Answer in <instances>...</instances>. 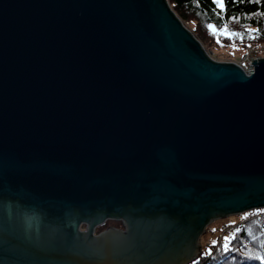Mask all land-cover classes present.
<instances>
[{
    "label": "water",
    "instance_id": "1",
    "mask_svg": "<svg viewBox=\"0 0 264 264\" xmlns=\"http://www.w3.org/2000/svg\"><path fill=\"white\" fill-rule=\"evenodd\" d=\"M252 63L167 0H0V264H190L209 223L263 209ZM108 215L126 230L96 235Z\"/></svg>",
    "mask_w": 264,
    "mask_h": 264
},
{
    "label": "trees",
    "instance_id": "2",
    "mask_svg": "<svg viewBox=\"0 0 264 264\" xmlns=\"http://www.w3.org/2000/svg\"><path fill=\"white\" fill-rule=\"evenodd\" d=\"M167 2L177 17L200 41L206 52L212 54L216 61L234 62L235 59L239 61L251 51L258 53L259 46L264 47V16L253 15V12H264L262 5L224 0L225 8L221 11L212 0H167ZM209 25H214L220 30L227 25L229 32L242 33L243 37L228 38L219 31L213 34ZM257 29L258 35L252 31V35H256L257 38H250L249 30ZM234 49L240 50L241 56H235ZM243 215L245 223L241 224L242 226L239 223L242 219L231 224L225 229L220 242L211 245V251L203 250L194 261L197 264H262L255 257H264V212L252 210ZM110 222L117 227L121 226L120 222ZM111 223L102 226L101 230ZM225 236L229 237L228 251L224 250ZM194 261L190 264H194Z\"/></svg>",
    "mask_w": 264,
    "mask_h": 264
},
{
    "label": "rangeland",
    "instance_id": "3",
    "mask_svg": "<svg viewBox=\"0 0 264 264\" xmlns=\"http://www.w3.org/2000/svg\"><path fill=\"white\" fill-rule=\"evenodd\" d=\"M234 55L236 56H241V51L238 50V49H234L233 51ZM257 56L259 57H262L264 58V52H261V53H255ZM209 55V54H208ZM209 56H211V58L213 57L212 54H210ZM215 57H213L212 59H214ZM223 59H227V58H224ZM241 59L239 61H237V59H235V63H240ZM218 62H231L229 60H226V61H218ZM232 61V63H234ZM253 62V61H252ZM237 63V64H238ZM248 64H250L248 62ZM246 67H248L246 65ZM244 215L243 214H237V215H229L225 218H217L215 219L214 221H212L211 223L208 224V226L206 227V230L204 233H202L200 235V237L198 238V242L200 243L201 247H202V251L205 250V251H211V245H217L219 242H220V239L221 237L224 236V230H225V227L227 225H231V224H234V223H237L239 222L241 219V222H239L240 224H244L245 222L244 221ZM243 222V223H242ZM111 223V222H109ZM82 230V228H80ZM124 230V229H122ZM84 231V230H83ZM215 241V243H213Z\"/></svg>",
    "mask_w": 264,
    "mask_h": 264
},
{
    "label": "snow or ice",
    "instance_id": "4",
    "mask_svg": "<svg viewBox=\"0 0 264 264\" xmlns=\"http://www.w3.org/2000/svg\"><path fill=\"white\" fill-rule=\"evenodd\" d=\"M232 3H249V4H255V5H262L264 6V0H231ZM213 4H216L217 7H219L221 9V11L224 10L225 8V3L224 0H212ZM253 15H259V16H264V12H253ZM233 19H235V17H233ZM209 29L211 31H213V34H216L218 31L220 32V34H223L225 36H227L228 38H232L233 36H240L241 38L243 37L242 33H238V32H229L227 25L224 26V28L222 30L217 29L214 25H209ZM252 31H255L257 33V35L259 34V30H249V36L252 39H256L257 36L256 35H252ZM260 212H264V209H260ZM224 250L228 251L229 250V237L225 236L224 237ZM215 243V241L213 242ZM210 254V253H207ZM251 258V257H249ZM255 259L260 260L262 262V264H264V257L262 256H257L255 257ZM194 264H197V262L194 261Z\"/></svg>",
    "mask_w": 264,
    "mask_h": 264
},
{
    "label": "flooded vegetation",
    "instance_id": "5",
    "mask_svg": "<svg viewBox=\"0 0 264 264\" xmlns=\"http://www.w3.org/2000/svg\"><path fill=\"white\" fill-rule=\"evenodd\" d=\"M0 201H2L4 203H9V200H7L5 198L0 199ZM131 214H133V213H131ZM110 221L120 222L121 226L117 227L116 224H112L111 223L107 228L101 230V227L104 226L105 224H108ZM80 228H82V230H87V225H85L84 222H82ZM126 228H127V226L125 225V222H124V216H112V215L109 216L108 215L106 221L103 224H101V225L96 227L95 234L98 235V234L106 232V231H108L110 229H118V230L124 229V231H125Z\"/></svg>",
    "mask_w": 264,
    "mask_h": 264
},
{
    "label": "built area",
    "instance_id": "6",
    "mask_svg": "<svg viewBox=\"0 0 264 264\" xmlns=\"http://www.w3.org/2000/svg\"><path fill=\"white\" fill-rule=\"evenodd\" d=\"M261 52H264V47H261L259 46L258 48V53H261ZM210 57V56H209ZM259 58H262V57H259L255 54V52L251 51L249 52L248 54H246L245 56L242 57L240 63H238V65L242 66L248 73H252L254 71V66H253V63L252 61L254 62V59L256 60H259ZM212 59V58H211ZM214 60V59H213ZM216 61V60H215ZM248 62L250 64H248ZM235 63V62H234ZM236 63V64H237ZM246 65L248 67H246Z\"/></svg>",
    "mask_w": 264,
    "mask_h": 264
},
{
    "label": "bare ground",
    "instance_id": "7",
    "mask_svg": "<svg viewBox=\"0 0 264 264\" xmlns=\"http://www.w3.org/2000/svg\"><path fill=\"white\" fill-rule=\"evenodd\" d=\"M258 210V209H257Z\"/></svg>",
    "mask_w": 264,
    "mask_h": 264
}]
</instances>
